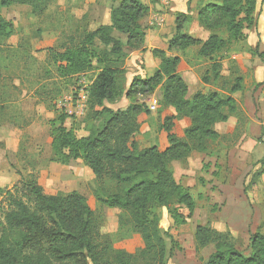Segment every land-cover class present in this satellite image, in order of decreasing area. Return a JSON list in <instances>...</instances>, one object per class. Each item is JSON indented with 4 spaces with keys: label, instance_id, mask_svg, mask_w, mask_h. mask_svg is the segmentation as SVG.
Masks as SVG:
<instances>
[{
    "label": "rangeland",
    "instance_id": "374dc122",
    "mask_svg": "<svg viewBox=\"0 0 264 264\" xmlns=\"http://www.w3.org/2000/svg\"><path fill=\"white\" fill-rule=\"evenodd\" d=\"M151 1L153 12L149 13V7L146 15L164 14L160 9H167L169 15H163V27H154L161 33H154L151 42L125 46L121 57L111 56V62L119 69L116 79L122 94L105 106L114 110L127 109L130 104L148 106L154 96L158 100L157 109L140 114L141 130L134 137L140 149L167 148L168 132L164 128L167 124L191 147L181 159L171 162V169L177 182L191 191L193 210L185 204L173 205L184 216V221H177L167 207L159 209L167 264L205 263L215 250L214 245L197 247L196 228L205 224L222 232L230 231L237 248L249 255L250 237L256 232L264 233V104L259 103L264 96V78L257 80L264 53L247 43L246 33L258 22L259 0L253 22H244V35L239 39H232L224 24L209 29L199 23L198 9L208 0L188 1L187 11L192 15L188 32L202 40L216 32L228 43L213 59L199 56L197 46L168 52L169 56L178 55L182 59L180 74L188 85L186 99L192 101L198 90L228 95L238 78L242 87L237 94L236 111L230 113L223 108L228 120H216L212 125L217 136L193 138L185 133L192 126L191 116L163 100V85L154 93L131 98L126 95L135 77L148 78L158 70L161 58L153 50L168 51L169 41L176 34L177 13L174 18L172 5L165 0ZM118 5L119 2L109 0H53L41 16L34 15L28 5H0V16L15 26V32L0 42V187L12 189L21 181L36 179L48 194L78 191L101 215L102 232L110 236L113 247L137 253L143 247L141 236L121 221L124 212L120 208L103 205L96 194L101 185L104 191H99L100 196L114 193L116 182L108 178L101 182L81 160L67 164L52 160V126L61 114L67 115L65 126L78 137L101 130L107 119L92 117L90 103L79 116L75 114V102H65L59 107L60 100L77 97L75 89L80 82L90 89L102 64L93 59L92 66L84 71L64 72L66 62L55 61L51 51L74 48L86 31L111 23L112 9ZM240 53H248L253 62L258 58V63L246 64L235 55ZM204 76L210 77L209 83L203 82ZM7 205L1 196L0 217Z\"/></svg>",
    "mask_w": 264,
    "mask_h": 264
},
{
    "label": "trees",
    "instance_id": "16d2710c",
    "mask_svg": "<svg viewBox=\"0 0 264 264\" xmlns=\"http://www.w3.org/2000/svg\"><path fill=\"white\" fill-rule=\"evenodd\" d=\"M109 1L119 2L112 9L111 24L86 31L74 48L51 51L55 61L66 62L64 72L84 71L92 66L93 59L102 64L89 89V103L91 116H104L106 124L97 132L78 137L65 126L67 115L61 114L52 126V160L67 164L81 159L101 182L106 178L115 181L116 191L100 196L99 191H104L101 185L96 193L98 199L103 205L124 212L121 221L141 236L143 247L137 253L114 248L110 236L102 232L101 215L83 194L78 191L48 194L38 180L28 179L12 189L0 187V197L4 196L8 204L6 209L2 208L0 217V264H167V244L160 228L159 209L167 207L174 219L184 221L173 205L185 204L190 211L194 208L191 191L177 182L171 169L173 160L190 152L189 143L167 124L164 125L169 139L167 148L140 149L134 137L141 130L140 114L149 111L148 106L130 104L127 109L118 110L105 106L122 94L116 79L119 69L110 58L121 57L125 46L145 42L141 20L149 11L142 0ZM52 2L0 0V5H28L34 15L41 16ZM257 2L208 0L198 9V20L206 28L224 24L230 37L239 39L244 35V22H253ZM243 14L245 17H241ZM191 23L189 12L177 13L176 34L169 41L168 51L153 50L161 58L158 70L148 78L135 77L126 95L131 98L136 94L154 93L163 85V100L192 118L186 135L215 137L214 122L228 120L223 108H228L230 113L236 111V100L231 94L241 90V78L229 88L228 95L198 90L192 101L186 99L188 85L179 71L182 59L178 55L169 56L168 52L197 46L199 56L213 59L228 43L216 32H211L205 40L194 37L187 30ZM14 32L13 23L0 16V42ZM98 45L102 49L98 50ZM202 80L209 83L210 77L204 76ZM195 241L198 248L214 245V252L204 264H264V233L256 232L250 237L249 255L237 248L230 231L222 232L209 224L197 226Z\"/></svg>",
    "mask_w": 264,
    "mask_h": 264
},
{
    "label": "crops",
    "instance_id": "0c3cea01",
    "mask_svg": "<svg viewBox=\"0 0 264 264\" xmlns=\"http://www.w3.org/2000/svg\"><path fill=\"white\" fill-rule=\"evenodd\" d=\"M165 1H166V3H170V6L172 5L170 10H171L174 18H175L176 13H178V12H188L187 7H188V1H190V0H169V1L165 0ZM142 2L144 4H146L148 7H150L149 13L153 12L154 3H152L151 0H142ZM160 10H164L163 11L164 14L159 13L155 17H154V14H150V15L148 14L145 16V18H143L141 20V24H142V26L146 32V41H148V42H151L153 40L154 33L160 35L161 32H157L156 31L157 29L154 27H160V26L163 27V23L165 20L164 17H167L169 15L168 14L169 12H165V11H167V9H160ZM258 10L260 11V13H259V18H258V22H257L256 26L254 27V29L247 30V32H246L247 33V43L250 46L255 47L258 52L264 53V2L262 0H259V2H258ZM163 15H164V17H163ZM108 24H111V23H108ZM196 25H197V27H200L197 20H196ZM207 38L208 37H206V39ZM235 55L237 56V58L243 59L244 62H246V64L251 65L254 63H258V58L254 60L255 62H253L251 57H249L248 53H245V54L240 53V54H235ZM179 71H180V68H179ZM263 78H264V62H262V64L259 65L258 70H257V80L262 81ZM241 92L242 91H237V92L232 94V96L234 97V99L236 101H238L237 94L241 93ZM249 97L250 96L245 98L247 102L249 100ZM260 102L262 104H264V96H262L260 98L259 103ZM246 105H247V103H246ZM77 160L79 161L81 159H77Z\"/></svg>",
    "mask_w": 264,
    "mask_h": 264
},
{
    "label": "built area",
    "instance_id": "2783aa9c",
    "mask_svg": "<svg viewBox=\"0 0 264 264\" xmlns=\"http://www.w3.org/2000/svg\"><path fill=\"white\" fill-rule=\"evenodd\" d=\"M76 94L77 97L71 96L69 98H65L63 100L59 101V107L64 106L66 103L65 102H75L76 103V108H75V114L77 116L81 115L84 113L85 110L89 108V99H90V93L89 89L85 86H83V82H80L76 86ZM158 106V100L154 98V96L149 100L148 103V108L149 110H156ZM73 112V111H71Z\"/></svg>",
    "mask_w": 264,
    "mask_h": 264
}]
</instances>
